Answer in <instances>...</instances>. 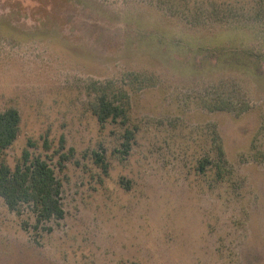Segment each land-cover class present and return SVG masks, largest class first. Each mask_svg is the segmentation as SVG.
Returning a JSON list of instances; mask_svg holds the SVG:
<instances>
[{
  "label": "rangeland",
  "instance_id": "1",
  "mask_svg": "<svg viewBox=\"0 0 264 264\" xmlns=\"http://www.w3.org/2000/svg\"><path fill=\"white\" fill-rule=\"evenodd\" d=\"M11 108L0 164L46 160L64 217L0 196V264H264V0H0Z\"/></svg>",
  "mask_w": 264,
  "mask_h": 264
},
{
  "label": "trees",
  "instance_id": "2",
  "mask_svg": "<svg viewBox=\"0 0 264 264\" xmlns=\"http://www.w3.org/2000/svg\"><path fill=\"white\" fill-rule=\"evenodd\" d=\"M100 123L125 116V110L104 97L95 108ZM21 116L17 109L0 112V156L10 148L19 135ZM61 182L54 169L42 157H33L26 150L23 160L14 169L0 164V196L13 211L24 203L31 204L39 222L63 218L60 203Z\"/></svg>",
  "mask_w": 264,
  "mask_h": 264
}]
</instances>
